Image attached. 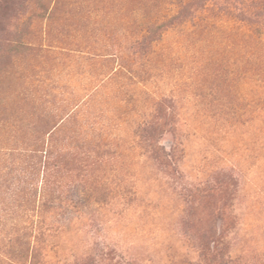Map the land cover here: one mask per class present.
<instances>
[{"label":"rangeland","instance_id":"1","mask_svg":"<svg viewBox=\"0 0 264 264\" xmlns=\"http://www.w3.org/2000/svg\"><path fill=\"white\" fill-rule=\"evenodd\" d=\"M212 233L264 264V0H0V264H210Z\"/></svg>","mask_w":264,"mask_h":264},{"label":"trees","instance_id":"2","mask_svg":"<svg viewBox=\"0 0 264 264\" xmlns=\"http://www.w3.org/2000/svg\"><path fill=\"white\" fill-rule=\"evenodd\" d=\"M210 235L211 237H208L207 241L205 242L202 234L203 243L201 244L200 249L203 251V256L207 261H209L210 264H228V262L231 261L230 257L225 255V253L221 252V250L218 248V245L216 244L217 237L215 233ZM211 242H213V244H211Z\"/></svg>","mask_w":264,"mask_h":264}]
</instances>
